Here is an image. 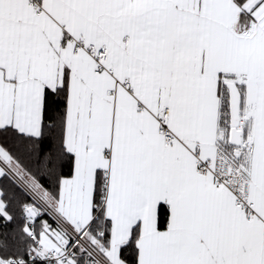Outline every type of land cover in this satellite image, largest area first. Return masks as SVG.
I'll list each match as a JSON object with an SVG mask.
<instances>
[{
  "label": "snow or ice",
  "instance_id": "6c2138e0",
  "mask_svg": "<svg viewBox=\"0 0 264 264\" xmlns=\"http://www.w3.org/2000/svg\"><path fill=\"white\" fill-rule=\"evenodd\" d=\"M0 264H264V0H0Z\"/></svg>",
  "mask_w": 264,
  "mask_h": 264
}]
</instances>
